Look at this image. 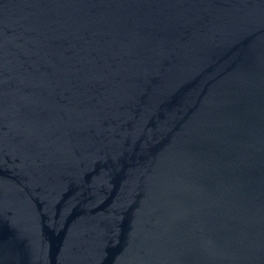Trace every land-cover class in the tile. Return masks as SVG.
<instances>
[{
  "label": "water",
  "instance_id": "1",
  "mask_svg": "<svg viewBox=\"0 0 264 264\" xmlns=\"http://www.w3.org/2000/svg\"><path fill=\"white\" fill-rule=\"evenodd\" d=\"M0 264H264V0H0Z\"/></svg>",
  "mask_w": 264,
  "mask_h": 264
}]
</instances>
